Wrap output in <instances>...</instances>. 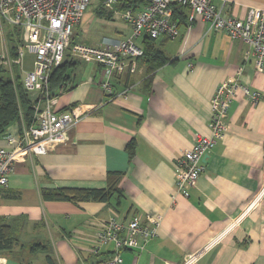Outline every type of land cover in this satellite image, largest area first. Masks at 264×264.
<instances>
[{
  "label": "crops",
  "instance_id": "crops-1",
  "mask_svg": "<svg viewBox=\"0 0 264 264\" xmlns=\"http://www.w3.org/2000/svg\"><path fill=\"white\" fill-rule=\"evenodd\" d=\"M210 2L224 17L238 20L251 8L264 9V0ZM100 7L97 17L120 20L113 14L121 11L118 7ZM184 12L188 17V9ZM2 26L0 51L7 49L11 58L15 28L6 25L4 32ZM178 29L174 39L154 42L167 58L164 65L146 72L138 60L136 73L119 80L115 91L129 87L126 97H103L96 64L70 55L69 62L63 60L70 79L62 92L51 95V109L79 110L82 116L54 151L19 157L7 186L0 187V225L13 227L16 240L0 251V264H107L113 246L96 254L92 249L97 231L114 216L142 224L159 220L156 237L142 250H123L122 264H184L192 258L191 264H264V72L246 56V43L209 31L200 18H186ZM130 33L125 23L116 37L98 43ZM138 44L143 47V41ZM12 66L24 76L32 69V56L0 71L13 78ZM238 68L242 84L260 100L252 104L241 93L236 96L224 140L206 154L204 171L188 197L177 194V160L196 135H209L210 100ZM63 189L109 190L111 195L104 202L45 197Z\"/></svg>",
  "mask_w": 264,
  "mask_h": 264
},
{
  "label": "built area",
  "instance_id": "built-area-1",
  "mask_svg": "<svg viewBox=\"0 0 264 264\" xmlns=\"http://www.w3.org/2000/svg\"><path fill=\"white\" fill-rule=\"evenodd\" d=\"M91 0H0V26L6 24L19 28L22 40L17 46L18 59L32 56V69L24 73L22 86L30 96L32 117L26 123L12 125L3 135L5 146L0 148V187L8 184L14 164L23 155L41 156L54 151L66 141L68 132L79 122V110L54 112L49 92L51 74L62 64L65 52L83 63H93L101 68L100 88L106 100L126 97L129 87L115 91V86L125 75L137 71L143 47L138 42L144 38L174 39L179 35L178 23L173 19V6L188 9V21L198 17L211 32H223L232 40L249 46L247 57L254 59L255 69L264 72V9L251 8L244 20L224 17L210 0H98L105 11H112L121 2L127 8L114 12L126 23L131 33L121 40L103 39L97 45L72 43L73 29L80 23L83 12ZM7 49L0 51V66L10 65ZM241 69L234 76L217 86L210 100V133L196 135L190 149L182 152L177 160L174 176L177 194L188 197V189L195 186L204 171L203 156L224 140L228 131V111L236 96L241 93L250 103L260 100L258 92H251L240 81ZM159 220L150 218L148 224L137 219L123 222L117 216L110 218L96 233L92 249L112 245L113 251L107 264H122L123 250H142L157 235ZM192 258V257H191ZM190 258V259H191ZM189 259V260H190ZM193 258L184 264H191Z\"/></svg>",
  "mask_w": 264,
  "mask_h": 264
},
{
  "label": "trees",
  "instance_id": "trees-1",
  "mask_svg": "<svg viewBox=\"0 0 264 264\" xmlns=\"http://www.w3.org/2000/svg\"><path fill=\"white\" fill-rule=\"evenodd\" d=\"M129 4L119 3L115 7L123 10L127 8ZM101 8V7H100ZM102 9V8H101ZM186 8L179 5L173 6V19L179 24L184 19H188L185 16ZM103 10V9H102ZM104 14L103 11L100 12ZM180 21V22H179ZM20 31L18 29L12 30L10 34V41L15 46L12 47L11 59L13 62L17 61V45L20 44L19 36ZM143 56L139 58L140 63L146 68V72H152L153 70L164 65L167 58L163 55L162 51L155 47V40L144 38L143 40ZM63 63L51 74L49 79V92L50 96H55L66 88L69 81V76L66 74V65ZM33 111L31 107L30 96L23 88L19 76L11 78L4 71H0V136H3L6 130L14 123L20 121L21 117L28 123L32 117ZM111 195V191L105 190H92V189H63L54 193L46 194V198L57 201H99L104 202L108 200ZM16 240L13 236V227L9 225H0V251L11 249Z\"/></svg>",
  "mask_w": 264,
  "mask_h": 264
},
{
  "label": "rangeland",
  "instance_id": "rangeland-1",
  "mask_svg": "<svg viewBox=\"0 0 264 264\" xmlns=\"http://www.w3.org/2000/svg\"><path fill=\"white\" fill-rule=\"evenodd\" d=\"M99 7L98 0H91L90 5L86 8L83 15L81 25L79 28L73 29L72 39L75 40L74 43L83 42L85 45H97L98 41L102 37H116L119 31H122L125 27V23L120 20L110 21L106 17H97L95 10ZM5 25V24H4ZM4 32L7 31V26H2ZM20 31L19 28H15ZM69 50L65 52L64 59L69 62ZM11 62L13 61L10 58ZM82 63V62H81ZM12 70L15 76H23L20 69L17 66H12Z\"/></svg>",
  "mask_w": 264,
  "mask_h": 264
},
{
  "label": "water",
  "instance_id": "water-1",
  "mask_svg": "<svg viewBox=\"0 0 264 264\" xmlns=\"http://www.w3.org/2000/svg\"><path fill=\"white\" fill-rule=\"evenodd\" d=\"M206 157V155L203 156L202 162H204V158Z\"/></svg>",
  "mask_w": 264,
  "mask_h": 264
}]
</instances>
